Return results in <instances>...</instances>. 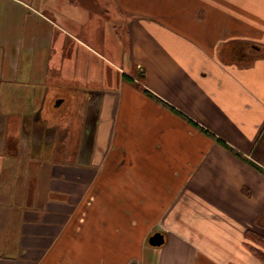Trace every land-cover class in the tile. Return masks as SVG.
I'll return each instance as SVG.
<instances>
[{
    "label": "crops",
    "instance_id": "1",
    "mask_svg": "<svg viewBox=\"0 0 264 264\" xmlns=\"http://www.w3.org/2000/svg\"><path fill=\"white\" fill-rule=\"evenodd\" d=\"M107 16L126 68L90 45ZM248 231L264 0H0V264H262Z\"/></svg>",
    "mask_w": 264,
    "mask_h": 264
},
{
    "label": "rangeland",
    "instance_id": "2",
    "mask_svg": "<svg viewBox=\"0 0 264 264\" xmlns=\"http://www.w3.org/2000/svg\"><path fill=\"white\" fill-rule=\"evenodd\" d=\"M86 6H89V4ZM91 8L94 9L93 6ZM97 16L101 17L102 15L99 14ZM119 21L117 20V18L115 20H113V18H110L107 16L104 21H101V23L99 24L98 27L95 26L100 30L99 35L102 34V36H105V37L101 36L103 46H101L100 44H99V46L95 45L93 42L92 43L90 42V45L93 48L98 49L105 56L112 58L118 66H122L123 68H126L125 62L123 60L125 52H126L125 28L123 27L122 23L120 24ZM107 47H109L108 49L113 50L115 52V54L114 53H107V50H106ZM82 67H83V63H82ZM83 74H84V72H83ZM131 74L136 75V72L132 71ZM116 75L118 76V73ZM136 77L138 78L139 75L137 74ZM133 79H134V77H133ZM37 131L41 135V128H39V130H37ZM38 164H42V162H39ZM36 196H38V195L36 194ZM253 232H254V234H258V235H261L264 237L263 231H261V232L260 231L259 232L253 231ZM254 234L248 235V238H247L248 242H246V246L248 247V250L251 251V248H256V249L261 250V252L264 253V248L261 247L264 245L261 243L259 244L257 242ZM251 253L254 255V257L260 263L264 264V260L256 257V255L252 251H251Z\"/></svg>",
    "mask_w": 264,
    "mask_h": 264
},
{
    "label": "trees",
    "instance_id": "3",
    "mask_svg": "<svg viewBox=\"0 0 264 264\" xmlns=\"http://www.w3.org/2000/svg\"><path fill=\"white\" fill-rule=\"evenodd\" d=\"M124 76H125V79H126L127 81H130V82L134 83L135 80H134L132 77L127 76V75H124ZM138 80H139L140 82H142V84H143V81H144V75H140V76L138 77ZM140 87H142L143 91H144V92H145L150 98H152V99H154L155 101L161 103L162 105L168 107V108H169L170 110H172L173 112H175V113H177V114L183 116L186 120H188V122H190L193 126H195V127H197V128H200L204 133L212 135V133H210L209 131H207L205 128H203V127H199V125H198L197 123L193 122L191 119H189L188 117H186V116H184L183 114H181V113H180L179 111H177L175 108H173L172 106L168 105L167 103H165L164 101H162L161 99H159L158 97H156L155 95H153L150 91H148L147 89H145L143 86H140ZM212 136H213V135H212ZM226 147H228V146H226ZM252 165H253L255 168H257V169H260L257 165H255V164H252ZM249 234H254V232H253V231H248V232L246 233V238H248V235H249ZM254 236H255V239L257 240V242H258L259 244L261 243V244L264 245V237H263V236L258 235V234H254ZM260 246H261V245H260ZM261 247L264 248V246H261ZM251 251L256 255V257H258V258L264 260V253L261 252V250L256 249V248H251Z\"/></svg>",
    "mask_w": 264,
    "mask_h": 264
},
{
    "label": "water",
    "instance_id": "4",
    "mask_svg": "<svg viewBox=\"0 0 264 264\" xmlns=\"http://www.w3.org/2000/svg\"><path fill=\"white\" fill-rule=\"evenodd\" d=\"M149 242L150 245L155 247L162 246L164 244V236L160 233H157L150 238Z\"/></svg>",
    "mask_w": 264,
    "mask_h": 264
}]
</instances>
